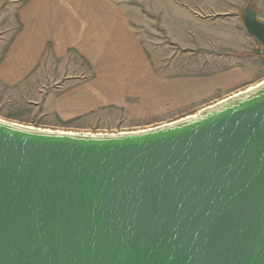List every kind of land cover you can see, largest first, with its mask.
Masks as SVG:
<instances>
[{
    "label": "water",
    "instance_id": "obj_1",
    "mask_svg": "<svg viewBox=\"0 0 264 264\" xmlns=\"http://www.w3.org/2000/svg\"><path fill=\"white\" fill-rule=\"evenodd\" d=\"M0 264H264V79L139 131L0 118Z\"/></svg>",
    "mask_w": 264,
    "mask_h": 264
},
{
    "label": "rangeland",
    "instance_id": "obj_2",
    "mask_svg": "<svg viewBox=\"0 0 264 264\" xmlns=\"http://www.w3.org/2000/svg\"><path fill=\"white\" fill-rule=\"evenodd\" d=\"M15 4L0 0V61L18 29ZM252 5L264 22V0ZM131 29L145 64L128 59L91 67L75 53L46 57L22 80L0 81V118L75 133L139 131L193 115L264 79L259 42L245 53L181 49L147 19Z\"/></svg>",
    "mask_w": 264,
    "mask_h": 264
},
{
    "label": "crops",
    "instance_id": "obj_3",
    "mask_svg": "<svg viewBox=\"0 0 264 264\" xmlns=\"http://www.w3.org/2000/svg\"><path fill=\"white\" fill-rule=\"evenodd\" d=\"M15 1L18 29L0 61L5 84L22 80L46 57L61 59L69 53L91 67L114 66L113 60L124 65L128 59L143 65L146 59L131 26L146 19L181 49L245 53L258 43L241 22L249 0Z\"/></svg>",
    "mask_w": 264,
    "mask_h": 264
},
{
    "label": "trees",
    "instance_id": "obj_4",
    "mask_svg": "<svg viewBox=\"0 0 264 264\" xmlns=\"http://www.w3.org/2000/svg\"><path fill=\"white\" fill-rule=\"evenodd\" d=\"M248 2H251V0H249Z\"/></svg>",
    "mask_w": 264,
    "mask_h": 264
}]
</instances>
